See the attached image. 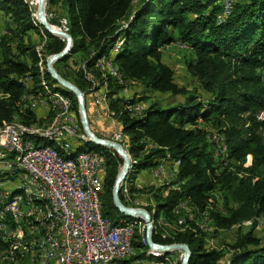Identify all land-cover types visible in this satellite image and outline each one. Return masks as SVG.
I'll return each instance as SVG.
<instances>
[{"label":"trees","instance_id":"16d2710c","mask_svg":"<svg viewBox=\"0 0 264 264\" xmlns=\"http://www.w3.org/2000/svg\"><path fill=\"white\" fill-rule=\"evenodd\" d=\"M48 3L60 4L68 20L67 30L74 38L71 53L55 62L63 77L89 93L92 83L88 75L103 82L98 61L110 57L124 81L130 82L133 92V84L143 87L145 108L134 106L140 101L137 94L126 100L124 85L111 78L106 97L110 115L115 120L116 114L120 122L115 121L125 139L128 136L123 144L133 159L130 179L142 169L167 167L161 164L163 161L178 163L172 187L153 186L148 190L156 200V206L147 207L151 214H156L154 225L160 215L173 219L174 209L183 201H188L195 212L209 210L213 203L211 193L217 188L225 191L228 200L237 203L228 215L211 209L209 213L217 227L231 228L245 221L256 225L264 217V119H258V114L264 112V0H232L229 10H225L224 0H48ZM0 11L7 27L0 37V128L19 117L23 119L21 123L30 126L29 123L40 120L36 112L25 107L22 98L29 92L45 91L40 64L46 67L47 57L60 52L66 41L38 23L26 0H0ZM41 32L46 39L41 35L40 50L32 33ZM176 41L194 52L187 69L208 93L206 97L195 88L180 86L175 81L174 68L163 60L161 47ZM113 49L115 52L110 54ZM43 73L46 86L71 98L81 125L75 93L61 86L47 69ZM26 78L32 79L33 88ZM152 92L180 95L184 100L166 104L147 95ZM201 123L225 137L230 167L216 169L217 160L207 137L211 129ZM42 140L54 144L52 140ZM67 146L74 152L105 151L102 213L116 224L133 220L134 217L122 214L113 201L121 161L118 153L91 141ZM248 156H252L250 165L246 164ZM131 189L137 190L134 183ZM194 222L187 218L186 229L171 238H162L155 227L153 238L164 244L187 243L193 253L189 264H264V240L254 233V226L238 234L229 245L227 256L224 248L206 246L205 234ZM135 238L133 244L138 255L134 252V258H149L151 250L147 242H142L146 237L137 234Z\"/></svg>","mask_w":264,"mask_h":264},{"label":"bare ground","instance_id":"6f19581e","mask_svg":"<svg viewBox=\"0 0 264 264\" xmlns=\"http://www.w3.org/2000/svg\"><path fill=\"white\" fill-rule=\"evenodd\" d=\"M39 1L40 0H38V4ZM58 37L62 36L59 35ZM104 61L105 59L103 58L99 59L98 65L107 69L106 63H104ZM110 65L115 69L117 74L122 77L121 73L118 71L117 67L113 65L111 60ZM41 76L43 79L42 83L45 85V91L42 93L30 92L26 95H40L41 97V95L43 96L44 94L46 97L44 96L45 98L42 99V102L44 105L49 106L48 108L56 110L57 115L60 118V122L48 129H36L32 125L27 126L17 121L6 124L4 127L0 128V134H4L10 129L18 127L22 128L25 132V145L16 144L15 148L11 144L0 141V176L7 175L8 178L6 179V183H9L8 185L10 186H15L13 190L9 191L8 195H5L4 205L16 203L14 219L13 216H11V211H3L2 201H0V237L2 238L4 244H8V246L2 250L3 252L1 257L8 258V255H11V259H15L18 258L19 255L21 256V254L24 253L23 245L20 242H17V239L21 237L22 243H25V251H30L33 249V251L36 252L40 257L41 262L45 264H63L67 249L69 248L68 239H71V232L69 230L72 224V210L63 208V201H58L57 198H51L47 193H41L40 183H46V175H43V173H35V165L26 163L20 158H13V156H17V151L23 152V156H30L34 153L47 150L48 153L59 156V158L67 163H75L73 164V171H79V177H81L83 184H91L90 172L88 169L82 168V160L90 154H95L101 157L103 164L106 161V153L96 150L70 152L71 150L65 147L67 145L64 144V137H56L54 134H52L53 131L59 130L60 127H65L67 125V117H65L67 113L66 102L70 107V98L65 94L55 92L46 86L42 67ZM103 77L104 79L106 78L105 75ZM22 99L26 105V108L30 103L32 106H34L35 99H31L25 95ZM100 103L104 104L105 98L101 97ZM70 119H76L71 110ZM116 129L121 136L122 143L125 142V135L117 124ZM213 135L214 142H221V149H223L224 153H227L228 148L225 142V137L220 133H214ZM42 139L52 140L54 143H57L58 146L53 147V145H47V143L41 145L40 142H43ZM61 139H63V141L59 142ZM82 141L85 142L88 141V139L85 138L82 139ZM63 150L64 152L61 153ZM230 162L231 161L229 158L225 161L224 155L223 160H219L218 158L216 165L220 167L221 170H224L229 166ZM156 168H160V172L165 170L163 165H158ZM17 173L21 175H27L28 179H25V177H22ZM103 176L104 175L101 172L98 176V180H94L92 182V190L94 194H96L98 210H100V219H103V221L106 223L111 224L112 227L130 229L131 231L128 233V247L135 252L133 241L136 239L135 237L137 234H139V232L144 231L146 223L142 218H135L121 224H116L114 223L113 219L103 215L101 201V196L104 192ZM127 178H129V175ZM31 179H35V181H32ZM4 184H0V187H4ZM21 204H25L28 209H36L37 218L34 217V214H27L24 216V223H21V221H23V217H20L17 213ZM90 215H97V208H90ZM42 219L47 221V223H44ZM29 226L31 228H29ZM7 229H11L12 232ZM53 230H55V241H53ZM161 254L162 253L151 250V255L153 256H161ZM53 255L54 260H48L52 259ZM134 259L149 264H160L158 260L151 258L136 257Z\"/></svg>","mask_w":264,"mask_h":264},{"label":"built area","instance_id":"2783aa9c","mask_svg":"<svg viewBox=\"0 0 264 264\" xmlns=\"http://www.w3.org/2000/svg\"><path fill=\"white\" fill-rule=\"evenodd\" d=\"M232 0H224L225 10L231 8ZM62 26L67 30V22L62 19ZM187 46V45H186ZM109 72L112 73V78L116 82L124 85L123 94L130 93L129 85L123 81L115 69L110 65V57H107L104 61ZM30 80V79H29ZM88 80L92 83L90 92L94 99V108L92 118L101 119L105 114L104 109L99 105V96L101 94L100 88H95L94 80L91 75H88ZM29 98L35 99V112H40L38 109L41 107L44 111L49 106H42L40 103V95H28ZM138 105H144L146 103L140 101ZM67 113V125L60 127L59 130L53 131L52 134L56 137H64L68 141V144L78 143L80 140L88 138L84 131L81 130L80 122L77 119H70V107L66 102ZM40 109V110H41ZM24 131L22 128H12L4 134H0V141L11 144L16 148V144H24ZM209 136V142L213 144V153L224 154L225 161L228 159L227 153H224L221 149V142H214ZM108 139L122 143L121 136L117 132L116 124L112 121L110 130L105 136ZM13 158L23 159L26 163L35 165V173H43L46 175V183H40L41 193H47L51 198H57L58 201H63V208L72 210V224L70 227L71 239L69 241V248L65 256L63 264H149L143 261H137L134 259V251L128 247V233L130 229H120L112 227L111 224L106 223L103 219H100V210H98V201H96V194L92 190V182L98 180V176L101 172H105V167L102 164L101 157L90 154L82 160V168L88 169L91 175V184H83L81 177H79V171H73V164L67 163L59 156L48 153L47 150L34 153L30 156H23V152L17 151V156ZM18 175L27 178V175ZM154 181L157 182V177H166L168 180V172L160 173V168L152 169ZM35 181V179H31ZM6 185V193H0V201H2L3 211H11V216L15 219L16 203L11 205H4L5 195L9 194V186ZM169 187H172L169 184ZM122 201L132 207H137L134 203L127 202V196L121 195ZM150 206H144L139 208H145ZM90 208H97V215H90ZM148 210V209H147ZM149 211V210H148ZM34 214L37 218L36 209H26L24 207V215ZM179 216L180 223L185 222L187 214L182 211H176ZM43 220V219H42ZM44 223L47 221L43 220ZM145 222V221H144ZM24 223V217L23 221ZM29 228H31L29 226ZM12 232L11 229H7ZM53 233V241H55V230ZM17 242L23 245V252L25 253V243H22V238L19 237ZM147 242V239H145ZM183 258V252L181 251ZM11 255L4 261H10ZM54 260V255L52 259ZM161 264V263H160Z\"/></svg>","mask_w":264,"mask_h":264},{"label":"rangeland","instance_id":"374dc122","mask_svg":"<svg viewBox=\"0 0 264 264\" xmlns=\"http://www.w3.org/2000/svg\"><path fill=\"white\" fill-rule=\"evenodd\" d=\"M26 1L30 4L31 9L35 13L34 15L36 17V12H37V7H38V0H26ZM46 12H47V16H48V18H49L51 23L55 24L56 27H58V26L63 27L62 26L63 25L62 24V19H65V17H66L65 14L66 13L61 8L60 4H56V5H52L51 6V5H49V3H47ZM0 20L1 21L2 20L5 21L4 15H3V13L1 11H0ZM5 28H7V27L5 26V27L0 29V37L6 32ZM41 35H43L44 39H46V36L44 35V32H41L40 35L36 34V33H32L33 41L38 44L37 47L40 50L43 47L40 44L41 38H42ZM59 38L63 39L62 37H59ZM169 45H171L173 47H169L168 50L166 49V53H165V57L166 58L165 59H166V61L170 60V62H171L170 64L173 65L172 67L174 68V70L176 72L175 81L180 86H186L189 89H194V88L197 89V92H199V94H201L202 96L206 97L208 95V93L202 88V86L199 84L197 79L194 78L189 73V71L187 69L188 63L191 62L194 59V57H195L194 52H192L191 50H187L189 48L185 47L186 45L181 43V42H179V41L173 42V43H171ZM118 46H120V45L118 44ZM115 50L116 49L112 50L113 53L115 52ZM113 53L110 52V54H113ZM41 66H42V68L44 70L47 69L44 66V64H42V65L40 64V67ZM98 69H100V71L102 72V76L101 77L103 78L104 81L102 82L100 80V78L92 76V75H91V77L94 80L95 88H101V85H104L101 90L106 91V93L104 95L102 94V97L105 98V104H103V105H106V106L101 105V108H103L104 112L106 113L107 109L110 107L109 100H107V97H106L107 92L110 91V80H109V78H111L112 80H114V78H112V73L109 72L108 69H106L105 67L104 68H98ZM104 75H105L106 78H108L107 80H105L106 78L104 79V77H103ZM26 79L25 80L28 82V86L30 88H33L32 79L31 78H26ZM104 82L107 85H105ZM127 84L129 85V87L131 86L130 82H128ZM49 87L51 89V86H49ZM133 88H134L135 92H133L132 95L136 96V94H137V97H136L137 100H140V101H143L144 103L145 102L147 103L146 100L142 99L143 96H144L143 94H145L142 91L143 90L142 89L143 88L142 85L135 83V84H133ZM129 89L132 91L131 87ZM55 92H59V91H55ZM38 93H42V92H38ZM132 95L129 94V93H125L124 94V98H126V100H128V99L132 98ZM147 95H149L151 98L162 100L166 104L173 103V102H179V101L184 100V96H180V95L172 96V95H170L168 93L152 92L151 94H147ZM25 96H28V95H25ZM44 96L45 95L43 94V96L41 95V97H40V103L42 104V106H46L42 102L43 101L42 99L46 97V96L45 97ZM71 101L72 100L70 98L71 111H72V114L74 115V117L77 119V116L75 114V111L73 110V104H72ZM140 101H136V104L134 106L135 107L143 106V105H138L140 103ZM34 106H35V103H34ZM34 106H32L31 103L28 104V107L33 112H35ZM40 109H41V107L38 109V111H40V112H36V117H37V119L40 120V122L29 123L34 128H36V129H39V128L48 129V128H51L52 126L56 125L58 122H60V118L57 115L56 110L47 108V110L44 111L43 109H41V110ZM26 112H27V110H26ZM26 112H25V114H26ZM107 112H108V114H110L109 109H108ZM113 112L115 113V111H113ZM134 112L136 114V111H134ZM17 116H19V115L17 114ZM259 116H261L262 118L259 117ZM109 117H111V116L109 115ZM114 117H115V120L117 122H120L116 118V114H115ZM258 117H259L260 120H263L264 119V112H261L260 114H258ZM89 118H90V116H89ZM17 120H18L17 122L23 121V119L21 117H19ZM116 124L118 125V123H116ZM201 124H203V126L205 125L209 129H211V127L209 125H206L205 123H201ZM81 126H82V123H81ZM119 128H120V126H119ZM82 129H83V127H82ZM214 133H218V131L216 129L209 130V134L211 135V138H212L213 141H214V135H213ZM262 136H263V141H264V129L262 130ZM207 137H208V140H209V136H207ZM62 141H63V139H61L59 142H62ZM64 141H65L64 144L67 145L68 141L65 140V138H64ZM80 141L82 143H84V141H82V140H80ZM43 142H45V141H43ZM43 142L41 141L40 144L41 145L45 144ZM210 144H211V150L213 152V144L212 143H210ZM47 145H53V147H57L58 146L57 143H54V144L47 143ZM70 150H71L70 152H74V150H72V149H70ZM127 150H128V148H127ZM100 151L101 152H105L103 150H100ZM217 155H218V157H217ZM213 156H214L215 160L216 159L218 160V158H219V160H223V158H224V154H216V156H215L214 153H213ZM120 158H121V161H120V168H121L122 165H123V159H122V157H120ZM131 158H132V156H131ZM132 161H133V159H132ZM170 162H173V161H170ZM163 163H165V161H163L161 164H163ZM251 163H252V156H248L247 160H246V164L250 165ZM173 164H175L176 167L174 165L168 164L167 167L164 166L165 170L163 169L164 171L160 172V173L168 172V180L169 181H167L166 177H158L157 178V183H159L161 185H165V186H169V184L171 185V183L175 179V173L177 171L176 168L178 166V163L175 162V161L173 162ZM249 165H246V166H249ZM103 166L105 167V172H102V174L104 175L103 176V179H104L106 171H107L106 161L103 163ZM215 167H216V169L218 171L219 170L221 171L220 167H218L217 165H215ZM234 168H236V167H234ZM234 170H236V169H234ZM263 172H264V169H263ZM148 173H149V169H143V170H141L138 173V175L142 179H148V177H147L149 175ZM129 175H130V173H129ZM0 177H1L0 178V184L6 183V179L8 178L7 175L6 176L5 175L4 176L1 175ZM149 178H150V176H149ZM7 184H9V183H7ZM132 184H133L132 183V179L127 178V179H125L123 181V183L121 185V189L123 191V196H127V202L134 203L137 207H144V206L154 207V206H156V200L154 198H153V202L149 199L151 204L147 203V198H149V197H147L145 195V193H150V191H148V190H147V192H146V190L145 191L144 190H142V191H139V190L133 191V189H131L132 188V186H131ZM158 187H160V186H155V189H157ZM5 188H6V185H4V187H0V192H2V193L6 192ZM14 188H15L14 185L9 186V191L13 190ZM131 190H132V192H131ZM211 194L213 196L212 197V202L213 203L210 206V209L209 210L207 209V211H205V212H195V209L189 204L188 201H183L179 206H177V208L174 209V213L175 214H174V218L173 219H166L163 215H160V217H159L160 220L157 222V224L154 225V227L157 228L159 235L161 234V237L165 238V237H170V236L173 237V234H174V237H175L177 235V232H182V230L186 229V225H185L186 220H185V222L180 223L179 216L176 214V211L179 208V211H182L185 214H187L188 220L195 221L194 223L196 225H198L200 230L205 234L206 246L208 248H210V249H213V248L222 249V248H224L225 250L228 251L227 252V256L230 253L229 245L234 243V241L236 240L238 234L241 231L244 232V233L250 231L252 229V226H254V229H253L254 233L264 240V217L258 219V223L256 225H254V223L252 221H245L244 223L239 224V225H235V226H233L231 228H219V227H217L215 225V222L213 221V219L210 216L211 209H213L215 211H218V212H220L223 215H228L231 212V208L235 207L237 205V203L234 202L233 200H228L225 191H223L220 188L215 189L214 191H212ZM152 197H153V195H152ZM24 207L26 209H28V207L25 204H21L20 209L17 211V213H18V215L20 217H24L25 216L24 215ZM197 215H198V218H197ZM156 228H154V231H155ZM139 234L144 239L146 237V227H145L144 231L139 232ZM0 241H1V243H0V264H45V263L41 262L40 257L37 255L36 252L33 251V249L30 250V251H25L26 255L23 253V254H21V256L19 255L18 258L11 259L10 261H4L7 258H2L1 254L3 252L2 250H4L6 247H4L5 244L3 243V241L2 240H0ZM142 242L144 244L145 240H142ZM139 252H141V251L139 250ZM135 255H138L137 248L135 249ZM162 256H163V259H165L164 261H162V264H181L182 256H181V251L180 250L172 251L171 253H169V255H165V256L162 254Z\"/></svg>","mask_w":264,"mask_h":264},{"label":"water","instance_id":"95a60500","mask_svg":"<svg viewBox=\"0 0 264 264\" xmlns=\"http://www.w3.org/2000/svg\"><path fill=\"white\" fill-rule=\"evenodd\" d=\"M47 0H40L37 12L36 20L40 25L44 26L51 34L55 36H62L63 40L66 41L65 47L57 53L51 54L46 61L47 72L56 80L61 86L69 91L75 93L78 100V108L80 114V120L82 123L83 131L88 137V141L95 143L98 146H103L106 148L113 149L120 157L123 159V165L119 169L117 178L113 187V201L115 207L124 215L131 216L134 218H142L146 223V239L149 249L167 255L175 250H180L183 252V258L181 264H189L192 257V250L187 243H159L153 238L154 233V217L155 214H151L145 208L132 207L126 205L120 196V189L122 182L128 177L129 173L133 170V161L131 155L123 143L108 139L106 137L99 136L92 128L89 113L86 104V92L81 90L71 80L63 77L55 67V62L64 58L71 53L74 46V38L71 33L66 31L63 27H56L55 24L51 23L46 12ZM35 14V13H34Z\"/></svg>","mask_w":264,"mask_h":264},{"label":"crops","instance_id":"0c3cea01","mask_svg":"<svg viewBox=\"0 0 264 264\" xmlns=\"http://www.w3.org/2000/svg\"><path fill=\"white\" fill-rule=\"evenodd\" d=\"M66 19V22H68V20H67V18H65ZM6 26V22L4 21V20H0V29L1 28H3V27H5ZM6 29V28H5ZM169 47H173V46H171V45H169V44H167V45H164V46H162L161 47V50H162V53H163V60L165 61V62H167L168 64H170L171 62H170V60H167L166 61V57H165V53H166V49L168 50L169 49ZM112 53H113V51H111ZM103 59H105V58H103ZM171 66H173L172 64H170ZM175 76H176V72H175ZM103 86L104 85H101V88H100V90L103 88ZM106 93V91H104V90H101V94H100V98L102 97V94L104 95ZM129 94H133V91H131ZM86 96H87V105H88V112H89V116H90V121L93 123L92 125H93V128H94V131L99 135V136H105L106 135V133H108V131L110 130V127H111V124H112V121H114L112 118V116L110 115V114H108V109H107V111H106V113L103 115V117H101V119H96V118H92L91 116H92V113H93V108H94V99H93V96H92V93L90 92V90H89V93H86ZM132 96H134V95H132ZM126 99V98H125ZM100 100V99H99ZM105 104V103H104ZM99 105H103V104H101L100 103V101H99ZM103 106H106V105H103ZM109 106V105H108ZM109 112H110V109H109ZM109 115L112 117H109ZM114 123L116 124V121H114ZM125 141L127 142L128 141V136H126V139H125ZM85 142H87V141H85ZM68 145V144H67ZM66 148H68L67 146H65ZM64 151V150H63ZM165 164H171V165H174L175 167H176V165L175 164H173V162H170V161H168V162H165ZM173 166V167H174ZM154 168H156V167H154ZM154 168H147V169H149V175L147 176L148 177V179H142L139 175H138V173L141 171H139V172H137L136 174H135V176H134V178L132 179V183H134V185L136 186V188H137V190H139V191H142V190H149V188L150 187H155V186H164V185H161V184H159V183H157V182H155L154 181V176H153V174H152V169H154ZM143 170V169H142ZM149 176H150V178H149ZM158 178V177H157ZM133 185V184H132ZM131 185V186H132ZM135 191V190H134ZM147 192V191H146ZM134 193V192H133ZM138 193V192H137ZM136 193V194H137ZM139 194V193H138ZM145 195L147 196V197H149V198H147V203H150L151 204V202L149 201V199L153 202V198L154 197H152V192H150V193H145ZM154 204V203H153ZM161 256H162V254H161ZM160 255H158V256H153V255H151L149 258H151V259H156V260H158L159 261V263H161L162 264V261H164L165 259H163V257L162 258H160L161 257ZM165 256V255H164ZM227 257H225V259H226Z\"/></svg>","mask_w":264,"mask_h":264}]
</instances>
